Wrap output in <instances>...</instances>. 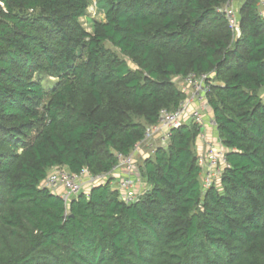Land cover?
<instances>
[{"label": "trees", "instance_id": "16d2710c", "mask_svg": "<svg viewBox=\"0 0 264 264\" xmlns=\"http://www.w3.org/2000/svg\"><path fill=\"white\" fill-rule=\"evenodd\" d=\"M227 1L95 0L96 20L89 0H2L0 264H264V17L243 0L234 35ZM204 73L227 161L209 187L192 121L140 165L136 201L112 179L67 204L40 187L108 173L183 101L172 77Z\"/></svg>", "mask_w": 264, "mask_h": 264}, {"label": "built area", "instance_id": "2783aa9c", "mask_svg": "<svg viewBox=\"0 0 264 264\" xmlns=\"http://www.w3.org/2000/svg\"><path fill=\"white\" fill-rule=\"evenodd\" d=\"M233 1L228 0L222 10L231 32L234 35H239L238 12L233 6ZM0 6L3 7L2 0H0ZM183 78L186 80L185 86L180 88L185 93L183 101L173 110H162L157 122L146 127L144 138L140 141L141 143L139 142L126 155L121 153L116 155L117 163L108 173L91 174L87 169H83L80 173H72L64 167H53L49 170L46 177L40 181V187L57 193L64 203L67 204L72 197H75L83 189L112 179L111 183L114 182L113 185L119 191V198L122 201L126 203L136 201L144 190V187L138 184V167L135 159L138 145H142L156 133H163L168 140L171 129L185 121H192L199 127L200 131L197 138L205 142V151L198 153L197 156L198 164L201 168L202 187H209L227 165L225 149L220 142L216 143L217 140L214 141L209 138L205 132L206 119L204 111L209 108L207 93L212 84L211 74H188ZM261 96L264 100V88ZM208 123L215 127L213 119L209 120ZM146 145L150 144L147 143Z\"/></svg>", "mask_w": 264, "mask_h": 264}, {"label": "rangeland", "instance_id": "374dc122", "mask_svg": "<svg viewBox=\"0 0 264 264\" xmlns=\"http://www.w3.org/2000/svg\"><path fill=\"white\" fill-rule=\"evenodd\" d=\"M242 1L243 0H234L233 1V6H234V8L236 9L237 12L239 10V7H240V4L242 3ZM258 8H259V12L263 11L261 6L258 7ZM87 15H88V17L94 18L96 20H101L103 18V15H101V14L96 12L95 0H89L88 7H87ZM80 21L84 25V27H86L88 30H90V24L88 23L86 18H81ZM239 31H240V29H239ZM106 46L111 48L114 51L116 50L109 43H106ZM118 55L121 58H126L125 56L121 55L120 53H118ZM128 63H129V65L132 68L135 67V65H133L130 62V60H128ZM47 78L50 79V80H53L52 77H47ZM172 80H173L174 84L176 85V87L179 88V89L182 86H185V84H186V82H185L186 80L183 77H180V76L172 77ZM163 140H165V141H163ZM166 140L167 139L164 137L163 133H156V134L152 135V137L150 139H148L146 142L142 143V145H138V149H137L138 151H137V155L135 156L136 157L135 159H136V163H137V167H138V184L140 186H143V187L145 186L144 180L141 178V174H140V170H139L140 165L143 163V161L147 157L152 155L153 149H155L159 145L160 146L165 145L167 143ZM147 143H149L150 145H146Z\"/></svg>", "mask_w": 264, "mask_h": 264}, {"label": "crops", "instance_id": "0c3cea01", "mask_svg": "<svg viewBox=\"0 0 264 264\" xmlns=\"http://www.w3.org/2000/svg\"><path fill=\"white\" fill-rule=\"evenodd\" d=\"M258 3H259L258 7L261 6V8L263 10L262 12L260 11V13L264 17V0H259ZM204 115H205V119H206V127H205L206 135L209 138H212L214 141L217 140L216 143H219L218 134H217L215 128L212 127L211 125H209V123H208L209 120L213 119L210 108H208L204 111ZM205 148H206L205 142H203L202 140H199V138H197L195 141V149H196L197 154L205 151ZM111 184L113 185L114 182ZM113 186L115 187V185H113Z\"/></svg>", "mask_w": 264, "mask_h": 264}]
</instances>
